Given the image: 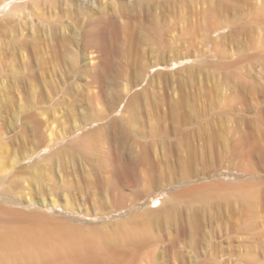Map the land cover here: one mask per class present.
Returning <instances> with one entry per match:
<instances>
[{"label":"rangeland","instance_id":"rangeland-1","mask_svg":"<svg viewBox=\"0 0 264 264\" xmlns=\"http://www.w3.org/2000/svg\"><path fill=\"white\" fill-rule=\"evenodd\" d=\"M15 233L0 264H264V0H0Z\"/></svg>","mask_w":264,"mask_h":264},{"label":"bare ground","instance_id":"bare-ground-1","mask_svg":"<svg viewBox=\"0 0 264 264\" xmlns=\"http://www.w3.org/2000/svg\"><path fill=\"white\" fill-rule=\"evenodd\" d=\"M33 238L35 237H29L27 234L25 235L22 233L19 234L15 233L14 236L10 234L0 237V243L2 245L1 247H7V251L15 250V253H17V257H15L16 258L15 260H17L18 258L35 259V255L31 252V246H30V244L35 245V243L33 242L35 239ZM1 250L3 251V249Z\"/></svg>","mask_w":264,"mask_h":264}]
</instances>
